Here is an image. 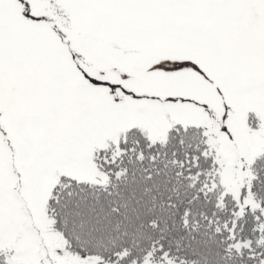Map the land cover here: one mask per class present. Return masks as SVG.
<instances>
[{
	"label": "snow or ice",
	"instance_id": "obj_1",
	"mask_svg": "<svg viewBox=\"0 0 264 264\" xmlns=\"http://www.w3.org/2000/svg\"><path fill=\"white\" fill-rule=\"evenodd\" d=\"M0 264H264V0H0Z\"/></svg>",
	"mask_w": 264,
	"mask_h": 264
}]
</instances>
